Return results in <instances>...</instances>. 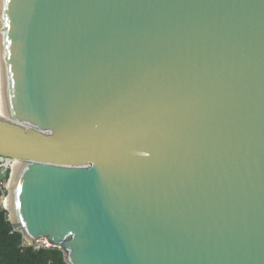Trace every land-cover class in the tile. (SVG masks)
<instances>
[{
	"label": "water",
	"instance_id": "water-1",
	"mask_svg": "<svg viewBox=\"0 0 264 264\" xmlns=\"http://www.w3.org/2000/svg\"><path fill=\"white\" fill-rule=\"evenodd\" d=\"M0 114L68 264H264V0H0Z\"/></svg>",
	"mask_w": 264,
	"mask_h": 264
},
{
	"label": "trees",
	"instance_id": "trees-1",
	"mask_svg": "<svg viewBox=\"0 0 264 264\" xmlns=\"http://www.w3.org/2000/svg\"><path fill=\"white\" fill-rule=\"evenodd\" d=\"M14 228L7 211L0 208V264H68L62 249L22 248L23 234Z\"/></svg>",
	"mask_w": 264,
	"mask_h": 264
},
{
	"label": "built area",
	"instance_id": "built-area-1",
	"mask_svg": "<svg viewBox=\"0 0 264 264\" xmlns=\"http://www.w3.org/2000/svg\"><path fill=\"white\" fill-rule=\"evenodd\" d=\"M18 162H21V161L19 159H15L11 157L0 156V191H1L0 208L2 210L7 211V217L11 223H12L11 216H10L9 209L6 204H7V199H8L10 182L15 172L14 171L15 166L16 164H18ZM13 225L15 226L14 228L15 231L17 230L23 234L22 229H20L15 224ZM21 247L31 248L33 251H40L42 249H52L55 246L52 243H50L47 238L41 237V238L31 241L25 238L23 235V241H22Z\"/></svg>",
	"mask_w": 264,
	"mask_h": 264
},
{
	"label": "bare ground",
	"instance_id": "bare-ground-1",
	"mask_svg": "<svg viewBox=\"0 0 264 264\" xmlns=\"http://www.w3.org/2000/svg\"><path fill=\"white\" fill-rule=\"evenodd\" d=\"M0 117H6L5 115H2V114H0ZM19 166H20V162H18V164H16V166H15V172H14V176H15V174H16V172H17V170H18V168H19ZM7 207H8V209L10 208V202H9V198L7 199Z\"/></svg>",
	"mask_w": 264,
	"mask_h": 264
}]
</instances>
